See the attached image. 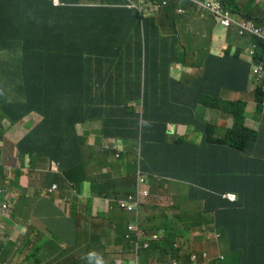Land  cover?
I'll return each mask as SVG.
<instances>
[{
  "label": "clouds",
  "instance_id": "obj_1",
  "mask_svg": "<svg viewBox=\"0 0 264 264\" xmlns=\"http://www.w3.org/2000/svg\"><path fill=\"white\" fill-rule=\"evenodd\" d=\"M67 1L72 3V7L93 8L97 11L93 14L94 28L91 29L97 42L101 40L102 24L109 14L112 15L111 19L126 31H129L136 22H139L143 28L144 19H151L147 24L149 36L147 63H150L153 74L158 77L163 87L168 80L173 79L170 69L174 63H185V57L180 55L175 39L171 38L174 36H162L157 25V15L165 12L188 19L193 15L200 23L202 22L199 19L208 20L214 26L211 28L212 34L217 28L218 36H221L219 39H212L209 46L207 57L209 66L216 58L217 61L213 65L220 71L227 70L229 65L238 77L246 70L248 73L246 88L240 86L239 80L230 81L233 85L226 83L221 88H217V94L210 101L223 103L241 101L246 104L247 98L255 95L259 87L264 93V0H183V4L180 3L181 0H92L89 4H82L80 0ZM49 2L54 8L62 3L61 0H49ZM119 11H122V14H117ZM1 14L4 15L3 12ZM136 16L139 20L130 24L129 21ZM45 24L46 22H42L41 26ZM2 26L6 30H3ZM152 33L157 39L155 50ZM33 36L36 37V32ZM69 36L70 34L63 37L52 47L53 56L56 57L65 50ZM0 38L6 41L26 42L25 36L14 28L7 15L0 19ZM143 43L144 39H140L139 47ZM159 49L176 52L169 65L166 64V57L165 59L157 57ZM99 69L103 72L102 66H99ZM142 69H145V63ZM12 73V68L6 66L5 60L0 55V264H143L139 257L141 250L150 249L152 244H168V242L170 245H166L165 256H157L155 250L156 261L151 264H264V261L252 257L250 251V245L256 244L254 242L256 235L262 228L260 224L258 226L253 224L252 228L242 233L236 227H228L234 212L245 211L256 203L257 200L250 198L248 194L251 186L245 185L242 192L230 190L228 187L216 185L218 179L214 181L212 177L210 187L204 186L207 196L201 197L204 190L197 188L195 191L200 193L198 202L189 205L186 213H180L175 211L180 204L178 197H172L167 186L170 183L178 186L186 183L193 190L191 185L185 181L178 182L172 177L164 179L163 175L144 171L141 167L143 159L140 156L138 141L136 146H133L130 142L111 136L91 137L89 143L95 148L99 158L103 161L105 159L107 166L113 163L118 168L119 176H112L114 180L103 185L112 189L111 194L102 192L104 195L100 196L102 187L92 191L91 183H99L97 178L103 177L100 172L99 176L93 177L84 172L86 175L84 184L81 191L77 192L64 180L57 163L48 157L44 158L50 162L49 171L54 173L55 182H51L45 190L39 189L36 192L22 189L23 183L20 180L30 171L34 156H39L36 151L31 153L36 148L37 137H30V134L41 122L42 117L32 112L15 124L12 122L20 114L13 113L14 105L21 101L8 98L5 94L4 85ZM182 75L188 78L187 82L183 80ZM182 75L174 77L179 84L200 83L197 75L187 73ZM121 78H126V75L123 74ZM13 81L14 79L8 82V86ZM234 81L239 82V87L243 91L239 88L235 89ZM168 85L171 89L172 83L169 82ZM253 86L255 90L251 93ZM146 88L148 100H152V96L157 92L164 96L152 87L146 86ZM186 88L190 89L188 86ZM143 100L144 86L141 87L138 100H128L126 97L121 99L117 106L135 107V111L142 114ZM138 101L140 105H136ZM249 106H254L252 99L249 101ZM205 111L208 113V118L205 121L199 120V124H195L197 128L202 122L208 124L213 120L212 132L215 136L216 133L218 135L224 133L232 126V119H226L222 113L213 109ZM262 113H264V105ZM214 115L222 118L224 125L222 130L212 118ZM248 120L253 121L250 117ZM190 128L195 129V127ZM168 129L171 135L175 134L173 137L183 138L177 134L176 126L169 124ZM87 151L91 152L89 148ZM111 152L115 154L113 159L121 161L123 165L112 161V158H107ZM258 154L264 156V146H260L252 155ZM259 161L264 163V159ZM104 172H108L105 167ZM206 172L211 173V171ZM246 172L247 178L253 177L251 172ZM257 175L264 177L263 172ZM73 195L77 196L78 200L79 196L93 197L95 202H106L107 207L91 215L71 216L70 205L73 206L78 202L71 203L69 197ZM29 196L48 199L51 202H55L58 196H68L67 200L56 203V207L62 208L61 215L70 225V240H62L47 224L38 225L30 217L24 220L16 217L18 202L28 199ZM52 196H55L54 200L51 199ZM261 210L262 207L258 210L259 214ZM206 215L207 223L192 225L191 219L199 216L205 219ZM11 220L14 224L12 236L8 226ZM150 223L151 231L146 233L145 228ZM171 234L175 236L174 239H170ZM40 235L58 243L59 249L56 250L52 246L44 247L38 242L37 238Z\"/></svg>",
  "mask_w": 264,
  "mask_h": 264
},
{
  "label": "trees",
  "instance_id": "obj_2",
  "mask_svg": "<svg viewBox=\"0 0 264 264\" xmlns=\"http://www.w3.org/2000/svg\"><path fill=\"white\" fill-rule=\"evenodd\" d=\"M61 2L64 4L54 8L49 0H0V19L7 15L14 28L26 38V42L0 38V55L13 72L6 82L14 79L10 86L5 83V94L8 98L21 100L14 105L13 113L20 114L12 122L15 124L32 112L42 117L30 134V137H37L36 148L31 153L36 151L37 155L57 163L64 180L77 192L81 191L86 178L84 169L88 174L97 169L103 177L97 178L99 183H91L92 191H96L114 179L110 172H104L107 162L105 159L101 162L97 151L89 143L91 137L111 136L130 142L133 146L138 141L144 171L163 175L164 179L172 177L178 182L185 181L193 190H204L201 197L207 196V190L195 180L205 179L206 171H211L214 181L218 179L215 184L219 187L242 192L245 185L251 186L248 194L250 198L257 195L256 203L245 211L234 212L228 227L261 221L262 228L255 241H264V177L257 175L264 173V163L259 161L264 156L252 155L260 146H264V93L259 87L255 95L247 98L246 104L241 101H210L217 94L216 87L226 83L233 85L230 81L239 80L240 86L246 88L247 70L238 77L227 65L225 71H230L225 74L224 81L227 82L212 84L203 80L199 84L194 82L190 89L186 88L187 81L179 84L173 77L164 85L169 88L168 83H172L170 93L164 94L161 82L153 74L150 63H147V24L151 19H144L143 28L136 22L126 31L109 14L102 24L101 40L97 42L91 31L94 28L93 14L97 11L72 7L67 0ZM117 14H122V11ZM137 20L139 18L136 16L129 23ZM42 22L46 24L41 26ZM1 28L6 30L4 26ZM34 32L36 37L33 36ZM69 34L65 50L53 56L52 47ZM140 39H144V43L139 47ZM175 55L174 51L157 50V57H166L167 65ZM216 61L214 58L210 66L216 67L213 65ZM99 66H102L103 72ZM123 74L126 75L124 79L121 78ZM207 75L210 78L219 76L216 72ZM239 82L234 81V87L243 91ZM142 86V114L136 112L135 107L117 106L126 97L128 100H138ZM146 86L156 89L165 97L157 92L152 100H148ZM251 99L254 106H249ZM136 105H140V101ZM199 107L222 113L226 119H232V126L215 136L212 132L213 120L208 124L202 122L197 128ZM217 119L222 120L215 115L214 121ZM169 124L195 127L196 130H192L200 134L201 142L196 144L173 137L175 134H170ZM88 148L91 152L86 156ZM246 171L251 172L253 177L247 178ZM101 190L100 196L104 195ZM260 207L261 216L258 212ZM191 222L193 226L207 223L208 216L205 219L202 216L194 217ZM151 227V223L147 225L146 233H150ZM174 237L170 235V239ZM166 245H170V242L152 244L150 249L141 250V262L151 264L156 261L155 250L157 256L164 257Z\"/></svg>",
  "mask_w": 264,
  "mask_h": 264
},
{
  "label": "crops",
  "instance_id": "obj_3",
  "mask_svg": "<svg viewBox=\"0 0 264 264\" xmlns=\"http://www.w3.org/2000/svg\"><path fill=\"white\" fill-rule=\"evenodd\" d=\"M92 0H80L82 4H89ZM190 19V20H189ZM189 19L186 17H179L172 13L166 14L165 12H160L157 17V25L161 31L162 36H174L171 38L175 39L176 44L178 45L180 55L185 57V63H174L171 70V75L174 73L175 77H180L183 73L197 75L200 79V82L207 80L212 82V84H217L218 82H224L225 74L230 73V71H220L218 68L209 66V61L207 60L209 46L212 42V39H219L218 29L215 28V31L212 34L211 28H213L212 22L208 20H200L202 23L196 21L195 16H189ZM217 27V26H216ZM153 35V48L156 49V37ZM191 40V43L187 41ZM164 45V44H163ZM181 69V72L179 73ZM170 70L168 71L170 74ZM209 72H216L219 76H214L210 78V75H207ZM173 76V77H174ZM197 78V77H196ZM211 79V80H210ZM187 86L192 88V82H188ZM222 85L216 87L221 88ZM164 94L170 93L168 87H163ZM165 97V96H164ZM164 99V98H162ZM215 116V115H214ZM212 116V118H214ZM198 120L205 121L208 118V113L205 110H202L201 107L198 108L197 113ZM177 134L182 136L185 140L193 142V139H197L199 144L201 142V136L198 133H195L190 127H180L176 126ZM195 143V142H193ZM103 162V160L101 161ZM93 170L94 167L90 166ZM108 172L112 174L113 177L119 176V171L116 166L108 165L105 167ZM50 162L42 156H34V159L31 163V169L25 174L26 180L23 181L22 189L26 188L27 190L38 191L45 190L49 187L51 182H55L54 173L49 171ZM175 173H179L175 172ZM99 171L94 169L93 173L90 176H99ZM212 173L206 172L205 179H196L195 183L210 186L212 184ZM169 192L172 197H182L183 202L175 208V211H180L184 213L189 205L198 202L199 192L191 190L188 184H181L178 186L174 183H170L168 186ZM68 196H58L55 202H51L48 199H40L36 196H29L28 199L20 200L16 206V217L18 219L32 218L35 223L38 225L47 224L53 231H55L58 236L66 241L70 240V225L62 217L61 210L62 208H57L56 203L60 201L67 200ZM169 201V198L165 196ZM257 200V197H254ZM70 205V204H69ZM71 216L72 215H82V214H94L97 210L103 211L106 209L107 204L104 201H96L93 197L89 196H79L78 202L71 206ZM262 210L260 212V216ZM253 222H246L245 224L236 227L240 233L247 231L248 228L253 227ZM261 225L257 223L258 226ZM10 228V235L14 233V224L11 220L8 222ZM101 231V229L99 230ZM257 236V235H256ZM254 241V240H252ZM256 244H251L250 251L252 257L255 259H260L264 261V241H254Z\"/></svg>",
  "mask_w": 264,
  "mask_h": 264
},
{
  "label": "rangeland",
  "instance_id": "obj_4",
  "mask_svg": "<svg viewBox=\"0 0 264 264\" xmlns=\"http://www.w3.org/2000/svg\"><path fill=\"white\" fill-rule=\"evenodd\" d=\"M251 11H252V9H250ZM187 41L189 42V44L191 43V40H189V39H187ZM181 72V69H180V71H179V73ZM175 74L174 73H172V77L174 76ZM183 76V75H182ZM175 77V76H174ZM183 78V80L184 81H187L188 80V78L186 77V76H183L182 77ZM255 90V87L253 86L252 88H251V90H250V92L252 93L253 91ZM216 123V125L222 130L223 129V127H224V125L222 124V120L221 119H217V121L215 122ZM193 142H195V143H197L198 142V140L197 139H193L192 140ZM135 151V148L133 149V152ZM132 152V153H133ZM88 154H89V151H85V155L86 156H88ZM114 156H115V154L114 153H109L108 155H107V158H109V159H113L114 158ZM101 161H102V159H100ZM112 161H114V162H116V163H118L119 165H121V161H116L115 159H113ZM112 165L113 166H116V164H113L112 163ZM84 172H86V170L84 169ZM133 175H134V172L132 171L131 172ZM26 180V178H23V179H21L20 181L23 183V181H25ZM102 192H105V193H107V194H111L113 191H112V189H110L108 186H103L102 187ZM54 198H55V196H52L51 197V199L52 200H54ZM69 199L71 200V203L72 204H75L77 201H78V197L77 196H70L69 197ZM180 203H182L183 202V198L182 197H178V199H177ZM38 242L40 243V244H42L44 247H48V246H52V247H54V249H56V250H58L59 249V244L58 243H56V242H52V241H50L46 236H44V235H40L38 238Z\"/></svg>",
  "mask_w": 264,
  "mask_h": 264
},
{
  "label": "built area",
  "instance_id": "obj_5",
  "mask_svg": "<svg viewBox=\"0 0 264 264\" xmlns=\"http://www.w3.org/2000/svg\"><path fill=\"white\" fill-rule=\"evenodd\" d=\"M164 3H166V2H164ZM119 264V263H118Z\"/></svg>",
  "mask_w": 264,
  "mask_h": 264
}]
</instances>
